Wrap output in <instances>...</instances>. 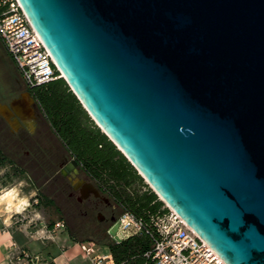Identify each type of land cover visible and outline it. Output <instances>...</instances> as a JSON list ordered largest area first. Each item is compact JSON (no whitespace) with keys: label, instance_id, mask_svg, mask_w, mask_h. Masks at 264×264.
Wrapping results in <instances>:
<instances>
[{"label":"water","instance_id":"1","mask_svg":"<svg viewBox=\"0 0 264 264\" xmlns=\"http://www.w3.org/2000/svg\"><path fill=\"white\" fill-rule=\"evenodd\" d=\"M19 2L162 201L227 264H264V0Z\"/></svg>","mask_w":264,"mask_h":264},{"label":"trees","instance_id":"2","mask_svg":"<svg viewBox=\"0 0 264 264\" xmlns=\"http://www.w3.org/2000/svg\"><path fill=\"white\" fill-rule=\"evenodd\" d=\"M31 92L63 148L122 211L127 210L145 224H151L153 215L167 210L164 202L147 186L125 155L94 124L64 78L35 86L31 88ZM5 160L8 159L0 150V163ZM37 198L47 206L52 202L45 195L37 194ZM52 224L53 222L49 227ZM109 226L110 224L98 228L100 236L95 243L107 247L113 264H143L147 260L144 254L150 248L152 238L144 234L115 241L107 232ZM70 234L76 241H89L78 240Z\"/></svg>","mask_w":264,"mask_h":264},{"label":"built area","instance_id":"3","mask_svg":"<svg viewBox=\"0 0 264 264\" xmlns=\"http://www.w3.org/2000/svg\"><path fill=\"white\" fill-rule=\"evenodd\" d=\"M0 41L28 88L63 78L19 0H0ZM165 206L166 211L151 217V224L122 211L115 220V234L109 236L119 241L132 235H149L152 242L143 264H227L171 207ZM57 227H64V223L56 222ZM80 248L91 264H113L110 253L96 252L93 241L81 242ZM16 259L18 264H36L39 260L26 250H21Z\"/></svg>","mask_w":264,"mask_h":264},{"label":"rangeland","instance_id":"4","mask_svg":"<svg viewBox=\"0 0 264 264\" xmlns=\"http://www.w3.org/2000/svg\"><path fill=\"white\" fill-rule=\"evenodd\" d=\"M4 50L0 41V101L2 102L7 101L20 90L19 83L22 81L20 74L14 67L13 60ZM90 118L92 119L91 116ZM93 122L96 124L94 120ZM100 131H102L101 128ZM0 149L2 150L1 153L8 159L0 163V192L11 185L17 186L6 188L3 191L16 190L17 197L20 195L19 187L24 192L29 190L31 193L33 191L34 195L30 198L28 210L30 213L33 211L38 214V220L44 222L47 227L51 222H53L52 227L56 222H62L64 227H57L55 232L66 228L78 240L86 239L95 243L99 239L100 235L97 230L106 224H99L96 217L99 214L98 218H101L103 212L95 210L94 213L85 216L80 207H77L74 201L67 197L68 186L59 174V167L63 157H68V155L47 122L40 120L35 125L31 124L29 133L22 130L13 133L4 123L0 122ZM52 175L57 177V180L51 178L46 184H43L46 177ZM82 175L86 176L84 172ZM24 178L28 180L27 183L23 182L22 179ZM143 180L151 188L144 178ZM57 184L60 185L55 189ZM38 186H40L39 191L37 190ZM40 192H42L41 195L49 196L54 200L60 209L45 205L41 199L37 198V193ZM104 196L107 197L106 194ZM157 196L158 199L162 200L159 195ZM15 199L10 200V202ZM17 203L28 204L26 198L18 200ZM164 204L166 205L165 202ZM29 212L24 215H29ZM121 212L122 208L119 207L118 214ZM116 230L117 224L112 222L108 233L114 235ZM95 250L102 252L106 248L105 245L95 243Z\"/></svg>","mask_w":264,"mask_h":264},{"label":"crops","instance_id":"5","mask_svg":"<svg viewBox=\"0 0 264 264\" xmlns=\"http://www.w3.org/2000/svg\"><path fill=\"white\" fill-rule=\"evenodd\" d=\"M22 180L25 183L28 181L25 178ZM12 186L17 185L9 187ZM2 191L0 192V264H18L16 257L21 250L37 256L39 260L36 264H91L80 248V243L86 241L74 240L66 228L55 232L56 228L47 227L44 222L38 220V214L29 212L33 191L24 192L19 187V197L16 190H7L9 193ZM22 198H26L27 205L17 203ZM12 199L15 200L10 202ZM27 212L29 215L25 216ZM105 248V251L99 253H108L107 247Z\"/></svg>","mask_w":264,"mask_h":264},{"label":"flooded vegetation","instance_id":"6","mask_svg":"<svg viewBox=\"0 0 264 264\" xmlns=\"http://www.w3.org/2000/svg\"><path fill=\"white\" fill-rule=\"evenodd\" d=\"M19 88L20 90L7 101H0V122L4 123L13 133H18L21 130L29 133L31 124L35 125L40 120H44V122H47V120L43 110L34 98L31 88L25 86L23 81L19 83ZM64 151L68 157L64 156L60 162L59 174L66 183V186H68L67 197L72 199L77 207H80L83 215H90L94 213L95 210L102 211V217L98 218L99 214L98 217H96L98 220L97 222H99V224H111L119 215V205L108 196L105 197L101 189L95 182L87 177V175L84 177L77 160L65 149ZM73 160H75L77 164L73 163ZM51 178L55 181L57 180V177L54 175L48 176L43 184H46ZM85 182H91L97 189L99 195L96 196L93 193L86 195L83 185ZM59 185L60 184H57L55 189H57ZM39 188L40 186L37 187L38 191ZM37 194L41 195L42 192ZM49 199L52 201L49 206L60 209L59 205L54 200L50 197Z\"/></svg>","mask_w":264,"mask_h":264},{"label":"bare ground","instance_id":"7","mask_svg":"<svg viewBox=\"0 0 264 264\" xmlns=\"http://www.w3.org/2000/svg\"><path fill=\"white\" fill-rule=\"evenodd\" d=\"M7 192H8V191H7ZM7 192H6V193H7ZM8 193H9V192H8ZM11 194H12V193H11Z\"/></svg>","mask_w":264,"mask_h":264}]
</instances>
